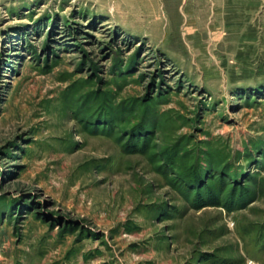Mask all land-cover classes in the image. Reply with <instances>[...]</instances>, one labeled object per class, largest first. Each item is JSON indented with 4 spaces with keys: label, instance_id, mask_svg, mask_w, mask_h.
I'll list each match as a JSON object with an SVG mask.
<instances>
[{
    "label": "rangeland",
    "instance_id": "rangeland-1",
    "mask_svg": "<svg viewBox=\"0 0 264 264\" xmlns=\"http://www.w3.org/2000/svg\"><path fill=\"white\" fill-rule=\"evenodd\" d=\"M0 264H264V0H0Z\"/></svg>",
    "mask_w": 264,
    "mask_h": 264
}]
</instances>
